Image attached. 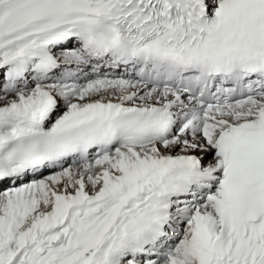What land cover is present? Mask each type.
I'll return each mask as SVG.
<instances>
[{"label":"snow or ice","instance_id":"6c2138e0","mask_svg":"<svg viewBox=\"0 0 264 264\" xmlns=\"http://www.w3.org/2000/svg\"><path fill=\"white\" fill-rule=\"evenodd\" d=\"M0 264H264V0H0Z\"/></svg>","mask_w":264,"mask_h":264}]
</instances>
